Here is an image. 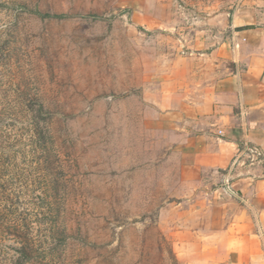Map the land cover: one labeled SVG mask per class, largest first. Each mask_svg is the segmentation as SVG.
I'll return each instance as SVG.
<instances>
[{
  "label": "rangeland",
  "instance_id": "obj_1",
  "mask_svg": "<svg viewBox=\"0 0 264 264\" xmlns=\"http://www.w3.org/2000/svg\"><path fill=\"white\" fill-rule=\"evenodd\" d=\"M228 1L0 0V264H180L150 81Z\"/></svg>",
  "mask_w": 264,
  "mask_h": 264
},
{
  "label": "crops",
  "instance_id": "obj_2",
  "mask_svg": "<svg viewBox=\"0 0 264 264\" xmlns=\"http://www.w3.org/2000/svg\"><path fill=\"white\" fill-rule=\"evenodd\" d=\"M228 2L150 81L145 122L179 169L180 264H264V0Z\"/></svg>",
  "mask_w": 264,
  "mask_h": 264
},
{
  "label": "trees",
  "instance_id": "obj_3",
  "mask_svg": "<svg viewBox=\"0 0 264 264\" xmlns=\"http://www.w3.org/2000/svg\"><path fill=\"white\" fill-rule=\"evenodd\" d=\"M93 17H97L96 15H92Z\"/></svg>",
  "mask_w": 264,
  "mask_h": 264
}]
</instances>
